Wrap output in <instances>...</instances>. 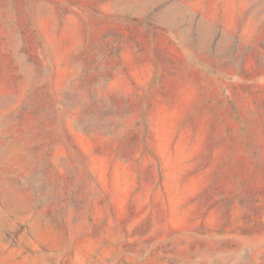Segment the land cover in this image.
Instances as JSON below:
<instances>
[{"label": "rangeland", "instance_id": "obj_1", "mask_svg": "<svg viewBox=\"0 0 264 264\" xmlns=\"http://www.w3.org/2000/svg\"><path fill=\"white\" fill-rule=\"evenodd\" d=\"M0 264H264V0H0Z\"/></svg>", "mask_w": 264, "mask_h": 264}]
</instances>
